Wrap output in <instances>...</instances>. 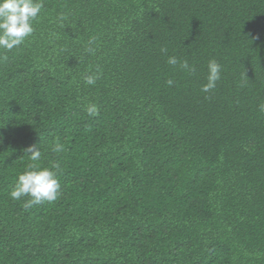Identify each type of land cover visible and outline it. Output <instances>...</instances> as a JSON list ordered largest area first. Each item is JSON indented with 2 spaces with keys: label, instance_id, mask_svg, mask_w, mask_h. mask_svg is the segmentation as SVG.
Segmentation results:
<instances>
[{
  "label": "trees",
  "instance_id": "obj_1",
  "mask_svg": "<svg viewBox=\"0 0 264 264\" xmlns=\"http://www.w3.org/2000/svg\"><path fill=\"white\" fill-rule=\"evenodd\" d=\"M41 2L0 51V264H264V0ZM32 146L61 191L25 207Z\"/></svg>",
  "mask_w": 264,
  "mask_h": 264
},
{
  "label": "clouds",
  "instance_id": "obj_2",
  "mask_svg": "<svg viewBox=\"0 0 264 264\" xmlns=\"http://www.w3.org/2000/svg\"><path fill=\"white\" fill-rule=\"evenodd\" d=\"M43 4L41 0H0V51L8 52L20 46L34 32V22L38 19ZM91 51V49H89ZM161 52L166 53L167 49L162 48ZM167 63L177 66L182 70L191 72L194 69L185 61H179L175 56H169ZM207 83L201 87L203 93H209L217 86L221 79V66L214 59L208 63ZM98 77L87 75L85 82L94 85ZM168 85L173 81L168 80ZM259 112L264 114V103L259 106ZM89 116L98 114V107L95 104L86 108ZM64 146L56 143L52 151L59 153ZM27 152L31 161L25 170L18 174L15 184L9 193L12 200L19 201L22 197H28L24 202L25 207L55 201L61 191V184L58 176L61 173L59 163H52L51 167H40L38 161L41 159V151L36 146L29 147Z\"/></svg>",
  "mask_w": 264,
  "mask_h": 264
}]
</instances>
